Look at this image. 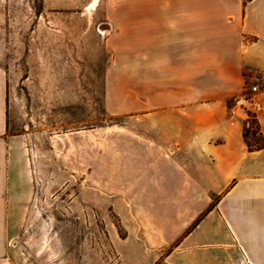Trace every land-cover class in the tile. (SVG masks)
<instances>
[{"label":"crops","instance_id":"1","mask_svg":"<svg viewBox=\"0 0 264 264\" xmlns=\"http://www.w3.org/2000/svg\"><path fill=\"white\" fill-rule=\"evenodd\" d=\"M106 14L108 110L162 122L148 130L152 141H132L126 166L140 176L143 200L171 202L155 231H172L165 260L264 264V146L250 150L244 119L230 113L234 98L257 84L254 120L264 140V0H120ZM7 88L0 67V264H24L9 247L23 197L17 174L28 175L9 133Z\"/></svg>","mask_w":264,"mask_h":264},{"label":"rangeland","instance_id":"2","mask_svg":"<svg viewBox=\"0 0 264 264\" xmlns=\"http://www.w3.org/2000/svg\"><path fill=\"white\" fill-rule=\"evenodd\" d=\"M117 1L0 0L9 133L28 175L17 174L23 197L9 247L24 264H142L140 255L143 264H168L172 231L153 240L171 202L143 200L140 176L126 166L132 141H152L148 130L162 122L106 106V11Z\"/></svg>","mask_w":264,"mask_h":264},{"label":"built area","instance_id":"3","mask_svg":"<svg viewBox=\"0 0 264 264\" xmlns=\"http://www.w3.org/2000/svg\"><path fill=\"white\" fill-rule=\"evenodd\" d=\"M258 90L259 86L257 84L248 85L240 95L234 98L230 108V113L232 115L244 119L246 127L251 126L256 113L262 108L256 96Z\"/></svg>","mask_w":264,"mask_h":264},{"label":"trees","instance_id":"4","mask_svg":"<svg viewBox=\"0 0 264 264\" xmlns=\"http://www.w3.org/2000/svg\"><path fill=\"white\" fill-rule=\"evenodd\" d=\"M254 124H256L255 120H252V124L249 127H244L243 135L245 138V141L249 147L250 150L252 149H258L264 146V140L263 137L259 131V127L256 125V128H254ZM257 135L259 136V139L257 138ZM199 221V218L196 220L194 225Z\"/></svg>","mask_w":264,"mask_h":264},{"label":"bare ground","instance_id":"5","mask_svg":"<svg viewBox=\"0 0 264 264\" xmlns=\"http://www.w3.org/2000/svg\"><path fill=\"white\" fill-rule=\"evenodd\" d=\"M97 0H93V2L91 3V5H95Z\"/></svg>","mask_w":264,"mask_h":264}]
</instances>
